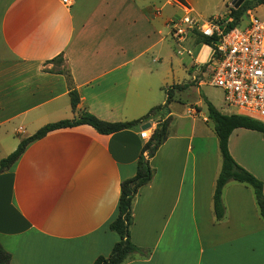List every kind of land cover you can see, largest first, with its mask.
Listing matches in <instances>:
<instances>
[{
    "label": "crops",
    "instance_id": "0c3cea01",
    "mask_svg": "<svg viewBox=\"0 0 264 264\" xmlns=\"http://www.w3.org/2000/svg\"><path fill=\"white\" fill-rule=\"evenodd\" d=\"M161 1L0 0V130L16 139L9 151L46 124L82 112L130 122L165 104L164 87H151L164 83L161 69L150 64L172 59L162 55L170 16ZM186 39L175 41L196 45ZM203 49L177 51L190 57L188 71L201 70L194 54ZM71 88L80 97L76 110ZM160 119L110 135L81 125L30 143L0 174V244L11 264H93L109 256L119 241L110 224L121 184L136 175L149 140L141 126L151 124L150 138ZM211 136L194 126L187 134L169 132L149 159L155 175L134 199L131 227L132 242L149 255L124 264H264V219L249 186L228 183L225 218L215 219L222 158L209 147ZM229 150L264 183V164L238 158L231 140Z\"/></svg>",
    "mask_w": 264,
    "mask_h": 264
},
{
    "label": "trees",
    "instance_id": "16d2710c",
    "mask_svg": "<svg viewBox=\"0 0 264 264\" xmlns=\"http://www.w3.org/2000/svg\"><path fill=\"white\" fill-rule=\"evenodd\" d=\"M262 4H264V0H246L241 7L232 10L226 17L227 19H232V22L227 26L228 29L233 28L241 20L243 15L252 10L253 7ZM212 41V38L200 35L196 44L212 46ZM185 88V85L169 87L167 89L166 104L153 108L147 115L138 120L130 122H107L100 120L89 112H82L76 118L46 124L32 136L23 139L14 152L0 161V174L10 169L17 162L30 143L44 138L50 132L74 128L81 125H89L102 135L118 133L143 124L158 112H162L168 103L173 100L174 90H183ZM70 101L72 109L76 110L80 102V97L78 92L73 88L70 90ZM205 103L208 111V119L206 122H212L214 126L222 158L221 169L216 180L213 195V210L216 221L220 222L225 218L226 209L223 203V192L225 186L230 182L245 184L253 190L260 216L264 219V183L253 173L239 165L229 150V140L235 130L244 128L264 134V124L243 115L223 114L206 98ZM167 115L170 116V112H168ZM169 126L170 119L161 117L158 121L156 130L143 147L137 163L136 175L121 184L118 215L110 224V230L118 234L119 241L113 246L109 256H99L93 264H124L128 259L134 256L142 258L148 257L149 252L137 246L131 240V227L134 223L133 203L140 188L148 185L154 178L155 170L151 167L149 159L156 154L158 148L168 139ZM0 264H11L10 253H8L1 244Z\"/></svg>",
    "mask_w": 264,
    "mask_h": 264
},
{
    "label": "rangeland",
    "instance_id": "374dc122",
    "mask_svg": "<svg viewBox=\"0 0 264 264\" xmlns=\"http://www.w3.org/2000/svg\"><path fill=\"white\" fill-rule=\"evenodd\" d=\"M245 1L246 0H162L160 6L163 7V11L170 16L168 23L173 19L186 17L183 6L188 7L192 11L189 14L192 24H185L184 26L186 29L184 40L187 38L186 40L190 41L192 44H196L200 38L198 29L205 21L213 19H218L219 21L228 20L226 17L231 13V11L241 7ZM250 13L255 18L263 20L264 4L253 7L252 10H250ZM246 14L247 13H245V15ZM245 15H243V17ZM168 31L169 34L167 40L161 45V48H163L162 55L165 54L166 58L168 55L172 57V64L171 62L168 63L169 59L166 58L161 66L150 60L152 70H157L156 68L160 67V78H164V83L162 85H160L162 81H159L155 86L152 85L151 87H164L162 88V93L166 102L167 89L169 87L185 85L186 88L178 90L177 92V89H175L173 92V100L168 103L162 112H158L155 116L156 118L162 117L170 119L169 132L172 134H187L190 132L192 126L196 128L197 134H201V131L207 130L208 132H212V139H209V137L207 138L209 147L214 151H217L221 157L218 138L214 131V126L212 122L207 123L203 121L205 117L208 119L205 98L208 99L216 108L222 111L223 114H236L237 109L228 106L224 101L223 92L210 85L211 75L210 70L207 67L213 64V52L211 57L209 56L210 50L212 49L210 46L203 44L205 49H203L200 54H198V52L194 54V57L197 60L202 61L203 65L201 70L196 73H192L191 70H187L191 64L190 57L187 54L180 56L177 54V51H183V48L194 50L195 46H198L199 44L190 47L189 42L178 44L175 41L178 38L175 37L174 31L169 26ZM62 61L63 58L60 57L58 62ZM204 72L206 76L202 75ZM191 73L192 77L190 76ZM165 104L159 103L158 106H164ZM188 108H195L199 111V113H196V115L192 117L187 112ZM171 111L173 114L168 116V112ZM258 121L264 124V120ZM15 140L16 139L11 137L10 131L7 136H4L3 130H0V161L15 151H9ZM230 140L231 148L234 150L238 158H241L250 166L255 168L264 164L263 133L240 128L233 132Z\"/></svg>",
    "mask_w": 264,
    "mask_h": 264
},
{
    "label": "built area",
    "instance_id": "2783aa9c",
    "mask_svg": "<svg viewBox=\"0 0 264 264\" xmlns=\"http://www.w3.org/2000/svg\"><path fill=\"white\" fill-rule=\"evenodd\" d=\"M64 4H69V0H64ZM183 9L186 17L168 23L178 39L186 34L185 24H192V11L185 6ZM231 22L232 19H213L198 29L201 36L213 39V64L207 67L210 85L223 92L225 103L236 108V114L264 120V19L259 20L248 11L228 29ZM202 75L206 76L205 72ZM148 130L142 132L143 138L150 139Z\"/></svg>",
    "mask_w": 264,
    "mask_h": 264
},
{
    "label": "water",
    "instance_id": "95a60500",
    "mask_svg": "<svg viewBox=\"0 0 264 264\" xmlns=\"http://www.w3.org/2000/svg\"><path fill=\"white\" fill-rule=\"evenodd\" d=\"M149 128H151V124L150 123H146L144 125L141 126V129L144 130H148Z\"/></svg>",
    "mask_w": 264,
    "mask_h": 264
}]
</instances>
